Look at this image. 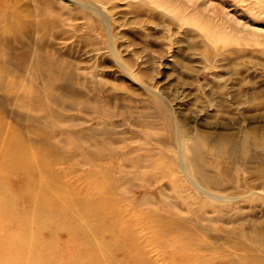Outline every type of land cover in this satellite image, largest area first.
I'll use <instances>...</instances> for the list:
<instances>
[{"label":"bare ground","instance_id":"bare-ground-1","mask_svg":"<svg viewBox=\"0 0 264 264\" xmlns=\"http://www.w3.org/2000/svg\"><path fill=\"white\" fill-rule=\"evenodd\" d=\"M46 1L0 0V264H157L136 236L138 224L149 229L165 264H264V122L242 127L240 137L222 124L191 125L174 94L147 86L122 59L107 10L113 1L72 0L97 21L89 30L104 29L116 65L145 89L120 94L123 83L112 87L128 101L120 113L146 118L132 119L131 132L141 139L135 142L88 94L89 86H101L95 64L55 45L54 27L63 22ZM147 101L152 121L139 110ZM57 163L79 173L80 192L54 169ZM11 170L22 175L18 186L6 176ZM162 178L174 194H126L135 181L147 190ZM190 187L194 192L185 194ZM243 203L250 214L237 211L239 218L255 212L263 218L248 225L234 220L231 210ZM203 208L236 222L212 223ZM218 244L227 249L216 254Z\"/></svg>","mask_w":264,"mask_h":264},{"label":"rangeland","instance_id":"rangeland-1","mask_svg":"<svg viewBox=\"0 0 264 264\" xmlns=\"http://www.w3.org/2000/svg\"><path fill=\"white\" fill-rule=\"evenodd\" d=\"M47 1L49 7H55L52 12L56 19L63 22L54 27L55 45L68 57L89 58L88 62L95 64L101 86H89L88 94L104 109L102 116L110 113L109 118L119 123L118 128L125 130L135 142H140V136L131 132L134 126L132 119L146 118L137 112L127 116L120 113L121 105H127L128 101L116 98L112 87L123 83L125 90L116 92L120 94L125 91L139 93L145 89L139 85L138 80L124 73L107 52L104 29H88V25L92 28L97 23L89 10L72 0ZM112 1L114 6L110 10L108 6L107 10L122 59L132 64L133 71L141 76L147 86L169 97L174 94L179 114L189 118L192 116L191 125L199 127L222 124L229 126V129H224L227 134L240 137L243 129L264 122V33L254 32H264V0ZM192 17H195L194 20ZM208 47L213 51L211 58H207L205 53ZM148 93L150 91L147 89ZM139 97L135 94V98ZM254 100L263 102L253 104ZM135 105L140 106L137 103ZM13 107V103H10L8 108ZM153 109L150 101H147V109L139 107V110L147 111V121L153 120ZM220 110L225 113L221 115ZM4 119L9 125L17 126L10 117L5 116ZM54 169L63 175L64 181L75 182L77 191L85 187L84 182L78 180V172L70 171L62 163L55 164ZM6 176L15 186L22 180V175L15 170L6 172ZM169 180L162 178L155 181L147 185V190L141 186L140 181H135L126 194L139 199L165 189L166 193L172 195L174 190L164 188ZM193 192V187L184 191L185 194ZM127 202L128 199L122 202L125 211L128 208ZM186 205L181 203V206ZM242 205L241 210H231L234 220L238 218L248 225L256 217L263 218L261 212L239 218L237 211L250 214L249 205ZM192 206L199 207L196 203ZM202 213L209 216L212 223L227 227L236 222L218 211H206L203 208ZM135 231L142 246H145L146 255L148 251L157 264H165L160 249L149 241V229L138 224ZM214 247L216 254L227 249V246L220 244ZM218 259V256L215 257V261Z\"/></svg>","mask_w":264,"mask_h":264}]
</instances>
